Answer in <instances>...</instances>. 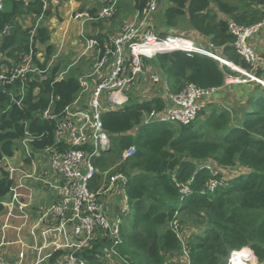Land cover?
<instances>
[{
	"label": "trees",
	"instance_id": "16d2710c",
	"mask_svg": "<svg viewBox=\"0 0 264 264\" xmlns=\"http://www.w3.org/2000/svg\"><path fill=\"white\" fill-rule=\"evenodd\" d=\"M144 3L135 0L137 9ZM5 4L0 10V34L6 24L12 30L0 38V53L7 56L0 59V67L18 62V54L28 51V44L21 37L26 31L19 20L28 13L41 12L37 0H9ZM161 5L165 31H177L185 21L188 28L209 39L211 48L221 58L249 68L235 52L234 35L228 25L259 22L264 15V0H162ZM159 34L163 36L165 32ZM48 35L46 27H39L31 45L34 62L42 69L53 52L52 46L46 45ZM90 36L100 43L105 39L101 33ZM40 45H45L43 62L35 58ZM154 59L172 93L187 83L219 88L227 77L237 74L230 66L204 54L165 51ZM65 62L73 61L59 54L46 78L28 76L20 104L11 102L7 91L0 89V212L4 208L1 199L11 185L4 158L13 155L18 142L28 133L33 136L29 142L33 150L53 145L55 121L41 118L40 112L51 98L53 110L59 112L79 89L80 63L71 65L63 77L55 78ZM20 83L18 80L14 86ZM247 101L239 117L209 104L185 125L142 124L144 113L152 107H162L157 98L127 101L102 114L105 130L119 139L93 163L101 171L115 165L111 174L119 172L127 178L130 212L123 217L119 251L132 264H182L176 257L183 250L181 239L170 227L175 218L181 234L185 228H194L185 240L187 264H226L229 252L242 247H249L257 264H264V95H251ZM235 121L238 122L234 124ZM130 130L134 133L129 134ZM129 147L135 149L134 153L122 157ZM209 160L219 167L238 165L248 171L208 191L205 182L212 177V168L203 162ZM101 177L98 174L95 179L99 181ZM215 177H221V173ZM177 183L188 184L190 193L180 194ZM99 247L100 243L94 242L91 249L81 254L92 260Z\"/></svg>",
	"mask_w": 264,
	"mask_h": 264
},
{
	"label": "built area",
	"instance_id": "2783aa9c",
	"mask_svg": "<svg viewBox=\"0 0 264 264\" xmlns=\"http://www.w3.org/2000/svg\"><path fill=\"white\" fill-rule=\"evenodd\" d=\"M7 1L9 0H0V10ZM37 1L41 5V12L38 15H32L33 24L23 35L28 44V51L18 54L20 56L18 62H12L8 67L3 65L0 67V89L3 92L7 91L10 101L16 104H20L24 97L25 79L28 76L46 78L47 70L59 55V52L53 51L43 69L34 62L31 45H33L36 30L41 27L47 17L46 11L51 8L52 0ZM99 1L98 8L74 11L69 18L86 26L103 22L117 13L118 0ZM144 1L143 6L137 9L133 20L125 24L121 31L113 35L111 39H104L100 43L96 37L87 35L83 30L81 34L83 46L76 59L58 71L55 76L56 79L63 77L71 65L80 63L81 60L84 61L87 68L77 78L79 85L77 93L69 104L59 112L52 108L53 98L40 112L41 118L55 121L54 144L33 150L29 143L33 139L31 134H26L20 140L26 157L32 158L31 156L37 153L39 157L48 162L49 169L60 177L61 182L50 181L41 174H36L34 169L27 171L7 164L8 177L11 182L15 172L20 174L18 184H11L9 187V201L2 202L5 206V220L1 229L9 226L7 221L15 216V209L25 217L28 216L25 213V208L32 196L31 188L28 185L29 181H39L52 188L57 198L43 209L37 221L29 227L31 242L26 243L21 239L18 241L30 252H35L47 244L55 247H69L54 264H132L119 251V246L122 243V218L130 212L125 190L127 178L119 172L113 174L109 172L107 181L102 183V177L99 181L95 178L98 174L102 175L106 172H102L96 167L93 161L111 146L112 135L105 130L101 119L105 111L125 104L128 101L129 93L133 92V88L138 85L139 81L146 82V78H149L146 83L150 84L162 81L168 90L166 81L162 80L159 75L152 73L148 75L145 63L147 59L165 51H183L187 55L204 54L230 66L237 73L229 77L233 82L260 84L264 93V79L252 71L259 58L250 44V39L264 27V15L259 22L251 25H237L234 22H230L228 25L230 32L234 35L235 52L249 65L248 69H243L214 55L207 48L197 45L187 37L171 33L159 35L151 24V17L162 0ZM11 30L12 26L6 24L0 38L9 34ZM1 57L7 56L0 53V59H2ZM35 58L43 62L44 54L36 52ZM18 80L21 83L15 87L14 84ZM228 83L230 81H225L224 85ZM218 89L215 87L200 88L193 83H187L179 92L168 93L170 103L159 109L152 107L150 111L144 113L143 123L188 124L204 109ZM134 150L133 147L125 149L122 157L133 154ZM216 173V171L213 172L212 177L205 182V188L208 191H213L226 180L225 177H215ZM118 181L121 185L119 190L122 201L117 212L113 213L109 207L108 193ZM176 185L180 194L190 193L188 184L177 183ZM20 187L27 188L28 193L22 194L19 191ZM48 216L56 219V232L49 234L50 238L45 244H39L38 229H43L46 226L45 222ZM170 227L180 238L182 234L179 231L176 218L171 221ZM66 231H68V237L65 242H62L61 237ZM98 241H104L106 244L95 250L93 259L89 260L83 257L81 252L91 249L94 242ZM3 244L1 238L0 248ZM183 251L187 264L185 244ZM18 256L21 260L23 252L20 251ZM0 264H9L5 262L1 249ZM226 264H257V261L249 247H242L229 252Z\"/></svg>",
	"mask_w": 264,
	"mask_h": 264
},
{
	"label": "crops",
	"instance_id": "0c3cea01",
	"mask_svg": "<svg viewBox=\"0 0 264 264\" xmlns=\"http://www.w3.org/2000/svg\"><path fill=\"white\" fill-rule=\"evenodd\" d=\"M99 0H52L51 1V8L49 10L48 16L44 22H42L41 27H46L49 31L48 41L46 45H51L52 50L55 52H59L60 55L63 57H67L71 59V62L74 61L79 54L80 50L82 49L83 43L81 39V34L84 30V25L77 20L70 19V14L74 11H82L85 9H95L99 6ZM53 5V7H52ZM160 7V6H159ZM137 8L135 6V0H118L117 4V18L121 19L122 24H127L133 20L136 15ZM157 11V10H156ZM154 12L151 19V24L155 29L157 27V23L153 22L154 15L157 12ZM25 19L19 20V24L24 31H28L33 24V17L31 14H26ZM162 26L159 31H156L158 34L161 32L168 33H175L177 31L168 30L165 31V26L163 23V16H162ZM96 24L92 23L89 25ZM99 32L105 36V39H111L113 35L119 30L118 24L115 21H111L109 29L103 28L99 25ZM158 28V27H157ZM26 29V30H25ZM117 29V30H116ZM24 32V34L26 33ZM112 33V34H111ZM22 34V38L23 35ZM111 34V35H110ZM164 34V35H165ZM177 34V33H176ZM160 35V34H159ZM184 37L191 39L194 43L201 47H212L209 42V39L203 35L198 34L196 31L188 28L187 32L179 33ZM250 44L256 51L258 55V61L256 66L253 67L252 71L262 77L264 79V27L261 31L258 32L257 35H254L250 39ZM42 46V47H40ZM38 46V53L44 54L45 45ZM214 49V48H213ZM216 51H220V49H216ZM5 59L7 57H1ZM62 66L64 69L67 65V62ZM146 68L149 74H157L160 76L162 80L165 81V77L163 72L157 66L154 57L149 58L146 60ZM230 77V76H229ZM227 77L225 81H230V83L225 84L223 87H219L218 91L209 99L207 105L204 109H207L209 104L215 108H224L230 111L232 117H239L240 110L245 108V103H248V98L251 95H255L256 98L264 95L263 88L260 84L256 83H242V82H233L231 78ZM149 78H146V82H148ZM144 81H139L138 85L133 88V92L129 93L128 101H136L142 102L145 100L150 99H160L162 103V107L170 103L168 93H172L169 90H166V87L162 81L154 84L146 83ZM144 115V114H143ZM238 122V121H237ZM236 121L234 124L237 123ZM152 123V122H148ZM169 123V122H168ZM142 124L143 118H142ZM129 134H133L134 131H128ZM114 137V136H112ZM20 142V141H19ZM111 147V146H110ZM110 149V148H109ZM107 149V150H109ZM105 150V151H107ZM102 154V153H101ZM32 158L26 157L24 152V148H16L14 153L11 157L4 158L5 167L7 170V164L24 169L27 171L35 170L36 174H41L44 178L49 179L50 181L60 183V177H58L55 173L49 169L48 162L45 159H42L34 153L31 156ZM204 165H208L212 170L221 173V177H225L226 179H230L237 174L247 173L248 170L246 168L240 167L238 165L224 168L216 166L212 161H205L203 162ZM106 170V171H105ZM102 172H106V174H102L103 183L107 177L110 168L105 169ZM8 173V172H7ZM19 172H15L13 175V179L11 184L16 185L19 181ZM107 181V180H106ZM100 182V183H101ZM29 187L31 188L32 196L28 206L25 208V213L28 215L27 217L24 214L20 213L17 209L14 210L15 216L10 218L7 223L9 226L4 227L1 229L2 224L5 220V206L3 205V210L0 212V239L2 238L4 244L2 245L1 252L5 262L9 264H54L58 257L64 253L67 248L69 247H55L50 244H47L45 247L41 249L30 252L25 247H22L19 243L18 239H21L23 242L30 243L29 238V227L35 223L38 219V216L43 211V209L48 206L50 203L55 201L57 195L54 193L52 188H49L39 181H29ZM120 183L119 181L112 187V190L109 191V207L110 210L115 213L120 206L122 201L121 192L119 190ZM19 191L22 194H27L28 189L24 187H20ZM10 199L9 191L7 194L2 197L1 201L6 202ZM45 227L38 229V238L39 244H45L47 239L50 238L49 234L56 232V219L52 216H48V219L45 222ZM186 234H188L185 231ZM187 236V235H186ZM66 237H68V231L64 235H62L61 240L65 242ZM61 242V241H60ZM100 243V247L106 242L98 241ZM97 243V242H96ZM22 251L23 257L20 260L18 253ZM182 261V260H180ZM183 262V261H182ZM184 264V263H182Z\"/></svg>",
	"mask_w": 264,
	"mask_h": 264
},
{
	"label": "rangeland",
	"instance_id": "374dc122",
	"mask_svg": "<svg viewBox=\"0 0 264 264\" xmlns=\"http://www.w3.org/2000/svg\"><path fill=\"white\" fill-rule=\"evenodd\" d=\"M7 4H5L4 5V7L2 8V9H4L5 8V6H6ZM160 7H158V9H157V13H155V17H154V20H153V22H155V23H157V27L155 26V31H159L158 29H161V26H162V21H161V19H162V7H163V5H159ZM52 7H53V5H52ZM49 10L50 9H48L47 11H46V13H47V16H48V13H49ZM118 16L116 15V13H115V15H113L111 18H109V19H107V20H105V21H103V22H97L96 23V25H101L103 28H107V29H109V27L108 26H110V23H111V21H115V23H117L118 24V31L116 32V33H118V32H120L121 31V29L124 27V25H121L122 24V22H121V19H119V18H117ZM47 18V17H46ZM46 18H45V20H46ZM23 19H25L24 17H23ZM99 27L100 26H92V25H86L85 27H84V32L87 34V35H95L96 33H98L99 32ZM154 28V27H153ZM180 30H178L177 32H175V33H172V34H179V33H182V32H187V29H188V26H187V23L185 22V21H182L181 22V28H179ZM117 30V29H116ZM115 33V34H116ZM112 34V33H111ZM110 34V35H111ZM114 34V35H115ZM80 63H81V65H82V71H84L86 68H87V65L85 66V62L83 61L82 62V60L80 61ZM119 139V137L118 136H115V137H111L110 138V142H111V144H112V142H116L117 140ZM17 147L18 148H22V145H21V143L20 142H18V144H17ZM117 160H119V159H117ZM115 166V165H114ZM114 166L113 165H110V166H108L106 169H108V168H110L111 170H109V172H112L113 171V168H114ZM213 172H215L214 170H212V174H213ZM122 221H123V218H122ZM194 228H185V231L187 232V233H189L190 231H192ZM185 231H184V233H182V235L180 236V238H181V244H182V247H183V245L185 244V240H186V233H185ZM176 257H178L180 260H182L183 262L182 263H184V264H186V260H185V257H184V251L183 250H181V253L178 255V256H176Z\"/></svg>",
	"mask_w": 264,
	"mask_h": 264
},
{
	"label": "water",
	"instance_id": "95a60500",
	"mask_svg": "<svg viewBox=\"0 0 264 264\" xmlns=\"http://www.w3.org/2000/svg\"><path fill=\"white\" fill-rule=\"evenodd\" d=\"M209 51H211L214 55H217V56H219L211 47H208L207 48ZM220 57V56H219ZM221 58V57H220ZM105 150H107V149H105Z\"/></svg>",
	"mask_w": 264,
	"mask_h": 264
},
{
	"label": "bare ground",
	"instance_id": "6f19581e",
	"mask_svg": "<svg viewBox=\"0 0 264 264\" xmlns=\"http://www.w3.org/2000/svg\"><path fill=\"white\" fill-rule=\"evenodd\" d=\"M228 64H230V63H228Z\"/></svg>",
	"mask_w": 264,
	"mask_h": 264
}]
</instances>
